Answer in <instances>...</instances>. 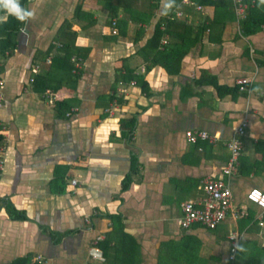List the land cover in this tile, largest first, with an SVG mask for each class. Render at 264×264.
I'll return each instance as SVG.
<instances>
[{
    "label": "crops",
    "instance_id": "0c3cea01",
    "mask_svg": "<svg viewBox=\"0 0 264 264\" xmlns=\"http://www.w3.org/2000/svg\"><path fill=\"white\" fill-rule=\"evenodd\" d=\"M190 1L164 14L167 0H125L111 18L108 0H27L34 17L0 53V264H114V247L105 259L98 245L118 238L114 216L138 244L133 264H264V212L245 199L264 192V22L245 35L231 2ZM255 1L248 19L262 20ZM178 11L157 46V25ZM65 44L82 61L76 75ZM37 76L59 87L38 89ZM239 78L250 79L247 89ZM242 121L227 176L226 143ZM190 129L218 139L189 142ZM207 177L229 188L238 216L182 228L181 204L203 197ZM232 231L240 242L230 262ZM96 238L102 255L93 258Z\"/></svg>",
    "mask_w": 264,
    "mask_h": 264
},
{
    "label": "built area",
    "instance_id": "2783aa9c",
    "mask_svg": "<svg viewBox=\"0 0 264 264\" xmlns=\"http://www.w3.org/2000/svg\"><path fill=\"white\" fill-rule=\"evenodd\" d=\"M185 4H193L190 0H182ZM232 3L233 11L238 22H242L248 19L250 10L255 6V0H229ZM198 10L202 9L201 5H197ZM182 15L181 11L176 12L174 15L168 17L169 21H175L176 18ZM163 31L166 30V26L161 27ZM111 33L113 35L117 34L116 20H112ZM168 38L164 37L162 39V44H167ZM253 52V51H252ZM71 62L74 65V73L80 69L82 65L81 59L77 57H72ZM51 63V61H49ZM38 71V68L35 70ZM34 80L32 79V82ZM250 79L239 78L237 84L239 85V90H245V84H248ZM120 91H123L120 89ZM115 103H111L107 112L111 113ZM245 122H240L236 127H234L233 134L227 141V151L229 154L228 160L223 168V174L229 176L236 172L238 165V158L241 152V137L244 135ZM185 136L189 142L195 143L197 140H208L209 142H214L218 137L214 134H209L205 130H186ZM1 152V148H0ZM4 169V161L0 158V173ZM72 184L77 182L76 179H72ZM203 197L197 201H188L181 204V215L179 216L178 223L182 228H189L193 224H198L207 229L215 228L219 223H221L226 213L230 211L231 216L237 218L235 210L231 209V193L229 188L221 180L214 179L212 177H207L202 183ZM245 199L252 204H255L264 212V192L259 189L253 188L245 194ZM263 219V217H262ZM261 226L264 223L260 224ZM99 238H96L93 242V246L90 247V253L93 258L101 257L102 253L97 246ZM229 240V252L228 260L233 262L237 253V249L240 242V235L236 231H232L228 235ZM38 259L41 258L40 255L37 256Z\"/></svg>",
    "mask_w": 264,
    "mask_h": 264
},
{
    "label": "trees",
    "instance_id": "16d2710c",
    "mask_svg": "<svg viewBox=\"0 0 264 264\" xmlns=\"http://www.w3.org/2000/svg\"><path fill=\"white\" fill-rule=\"evenodd\" d=\"M110 2L109 10H110V17H116L117 12L119 8H126L127 2L125 0H108ZM224 2H219L220 4L224 3V5L228 6L230 4L229 0H221ZM125 2V3H121ZM135 0H132V3H134ZM19 3L21 7L26 9L27 0H19ZM231 5V4H230ZM0 13H6V10L0 9ZM81 13V7H78L77 10V16H80ZM264 22V19H247L244 21L242 25V32L245 35L252 34L257 29H259L260 24ZM24 22H21L16 19L15 16L7 15L6 19L3 21H0V53L5 54L6 51L12 50V45H15L16 43L15 38L18 34V32L21 29V26ZM165 23L166 30H161V25ZM174 23L173 21H169L168 19L162 18L157 25V29L155 31V34L153 36V40L156 42L157 46L159 45L162 37L164 35H167L171 33V30H173ZM196 42V39L194 40V43ZM176 45V44H175ZM63 52L65 55H67V58L69 60V57L71 58V51L73 50V46L71 44H65L63 45ZM69 64V61H67ZM68 71H74V65L70 64L68 66ZM74 73V72H73ZM75 75L78 74V71L74 73ZM34 85L38 89L42 90H48V89H56L58 86H55L52 81L47 76H37L34 79ZM56 109L61 111L66 109V103L65 102H57L56 103ZM5 140V137L3 133L0 132V147L3 145ZM15 218H21L18 215H14ZM113 221L115 224V229L118 230L119 235L116 240L113 242L110 241L107 237L103 240L99 241L98 245L103 251V257L107 259L108 256V249L110 246L114 247V253L110 257V260L116 264L122 263V264H133V256L135 250L138 248V244L136 241L127 233L122 232L121 230V224L118 216L113 217ZM122 251V252H119ZM193 263V260L191 261V264ZM10 264H30V256L26 257H20L13 260Z\"/></svg>",
    "mask_w": 264,
    "mask_h": 264
},
{
    "label": "clouds",
    "instance_id": "9594fccd",
    "mask_svg": "<svg viewBox=\"0 0 264 264\" xmlns=\"http://www.w3.org/2000/svg\"><path fill=\"white\" fill-rule=\"evenodd\" d=\"M264 3V0H261ZM175 3V0H167L165 3L164 14H167V11L170 10ZM0 9L6 10L9 15L15 16L17 20L21 22L27 21L29 18H33L35 13L33 10H28L21 7L19 0H0ZM258 91V89H256Z\"/></svg>",
    "mask_w": 264,
    "mask_h": 264
},
{
    "label": "rangeland",
    "instance_id": "374dc122",
    "mask_svg": "<svg viewBox=\"0 0 264 264\" xmlns=\"http://www.w3.org/2000/svg\"><path fill=\"white\" fill-rule=\"evenodd\" d=\"M249 204H251V203H249ZM252 205L256 206L255 204H252ZM256 207H257V206H256Z\"/></svg>",
    "mask_w": 264,
    "mask_h": 264
}]
</instances>
